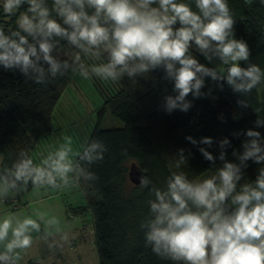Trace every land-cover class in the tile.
<instances>
[{
  "label": "clouds",
  "instance_id": "obj_1",
  "mask_svg": "<svg viewBox=\"0 0 264 264\" xmlns=\"http://www.w3.org/2000/svg\"><path fill=\"white\" fill-rule=\"evenodd\" d=\"M235 24L228 0H0V71L45 86L71 76L151 81L153 88L159 87L153 75L159 72L167 82L158 105L165 114L188 113L201 99L215 102L226 88L236 97L232 121L251 108L252 126L222 136L185 134L214 169L210 175L190 179L178 171L196 154L182 146L160 186L147 175L140 179L150 194L140 223L145 246L170 264H264V66L251 61L249 43L236 36ZM253 91L254 108L244 98ZM217 119L226 123L229 116L221 112ZM106 151L94 139L80 160L91 165ZM72 152L71 137L40 164L22 151L0 173V204L29 185L61 189L96 179L73 161ZM252 165L254 178L247 175ZM34 234L50 250L58 246L54 234L70 243L61 220L46 211L0 214V264H22Z\"/></svg>",
  "mask_w": 264,
  "mask_h": 264
},
{
  "label": "trees",
  "instance_id": "obj_2",
  "mask_svg": "<svg viewBox=\"0 0 264 264\" xmlns=\"http://www.w3.org/2000/svg\"><path fill=\"white\" fill-rule=\"evenodd\" d=\"M228 3L236 20V36L247 40L251 58H254L264 52V5L258 0L251 4H245L244 0H228ZM14 23L10 20L8 26ZM201 60L204 62L203 58ZM153 75L159 87L153 88L151 81L143 80L135 85L127 79L116 83L119 88L105 100L99 118L110 111L125 125L94 128L89 142L96 139L106 145L102 161L89 165L80 160V155L74 160L97 177L92 181L80 180L79 185L89 202L71 211L74 214L82 210L92 212L99 264H170L145 246L140 223L148 215L150 194L147 188L141 189L139 184L131 182L129 170L134 162L153 184L160 186L177 158L175 150L182 146L192 148L184 140L185 134L227 135L234 128L252 126L255 119L249 108L243 110L241 120H231L236 97L227 88L219 93L215 102L201 99L188 113L165 114L158 105L167 82L159 80V72ZM70 80L71 76H64L47 86L37 85L18 72L0 71V153L4 156L0 173L10 169L22 151L37 164L35 150L44 136L53 132L55 107ZM221 112L229 116L226 123L217 119ZM145 119L147 124L140 125ZM233 144L238 146L239 140H234ZM192 151L196 152L195 148ZM255 168L256 165H252L247 170L250 178L255 177ZM213 170L196 152L178 171H184L190 179H202Z\"/></svg>",
  "mask_w": 264,
  "mask_h": 264
},
{
  "label": "rangeland",
  "instance_id": "obj_3",
  "mask_svg": "<svg viewBox=\"0 0 264 264\" xmlns=\"http://www.w3.org/2000/svg\"><path fill=\"white\" fill-rule=\"evenodd\" d=\"M250 59L252 62L264 66V52ZM241 63L243 64V62ZM118 88V84L112 82H103L96 79L85 81L80 77H71L63 91L61 100L55 107L52 117L53 132L44 136L39 142L40 145L35 153L37 164L49 152L55 151L63 144L65 137H71L72 139L73 152L71 158L74 161L89 142L95 127L100 126L103 129L122 128L125 122L110 111L105 112L99 118L105 100L110 98V94L117 91ZM259 96L264 99V90H261ZM246 98L251 107L254 108L257 103V93L253 91ZM139 124L144 126L147 124V120H142ZM213 171L207 172L202 178L210 175ZM75 189L84 192L81 190L80 185H76ZM94 195L99 197L97 192H94ZM70 198H68V201L73 200L70 201L71 205H78L73 203L77 202L75 198L73 199L72 196ZM63 215L64 212L62 211L59 212L57 217L61 220L62 232L68 235L70 243L63 241L60 234H54L52 239L56 241L58 246L51 251L47 243L37 235L22 264H28V258H32L34 264L38 260L40 264H98L99 253L95 242L92 213L85 215L86 221L83 223L82 228H79V232L70 230L72 224L70 225L69 220H67V215L65 218ZM48 252H50L49 255Z\"/></svg>",
  "mask_w": 264,
  "mask_h": 264
},
{
  "label": "crops",
  "instance_id": "obj_4",
  "mask_svg": "<svg viewBox=\"0 0 264 264\" xmlns=\"http://www.w3.org/2000/svg\"><path fill=\"white\" fill-rule=\"evenodd\" d=\"M244 98L247 99L246 97ZM36 150H35V153H36ZM3 159H4V156L2 155V153H0V166L3 162ZM74 187L76 188V184H72L67 188H61V189L49 188L47 190H44V189L37 190L33 187L31 188L28 187L26 191L20 193L15 198H9L8 200H6L5 203L0 204V214H12V213L22 212L24 214L34 215L35 212L37 211H46L50 215L58 216L59 212L63 211L64 212L63 217L65 218V216L67 215V220H69L70 225L72 224L70 227V230L79 232L78 231L79 228H82V225H84L83 223L86 221L85 215H87L91 211L87 212V211L82 210L81 213L79 214L72 213L71 209L81 207V205H87L89 202V197H87V194H85L82 191H77ZM71 196L73 199L75 198V201H77L73 203H77L78 205L70 204V201H73V200L68 201V198H70ZM93 227H94V220H93ZM34 235L35 237H37V234H34ZM35 240L36 238L34 239V241ZM49 253L50 252H48V255ZM27 261H28V264H34L32 258H28ZM38 262L39 260L35 264H40Z\"/></svg>",
  "mask_w": 264,
  "mask_h": 264
},
{
  "label": "water",
  "instance_id": "obj_5",
  "mask_svg": "<svg viewBox=\"0 0 264 264\" xmlns=\"http://www.w3.org/2000/svg\"><path fill=\"white\" fill-rule=\"evenodd\" d=\"M130 180L133 184H139L140 179L146 175V172L141 170L136 162H134L129 170Z\"/></svg>",
  "mask_w": 264,
  "mask_h": 264
}]
</instances>
